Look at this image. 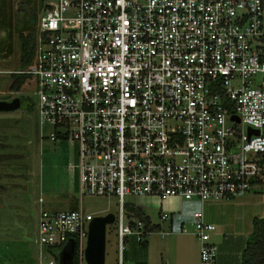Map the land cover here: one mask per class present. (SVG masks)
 Returning a JSON list of instances; mask_svg holds the SVG:
<instances>
[{
  "label": "built area",
  "instance_id": "1",
  "mask_svg": "<svg viewBox=\"0 0 264 264\" xmlns=\"http://www.w3.org/2000/svg\"><path fill=\"white\" fill-rule=\"evenodd\" d=\"M43 4L21 72L35 81L51 139L78 145L67 168L80 197L118 198L117 264L129 240L154 231L126 195L203 204L264 184V0ZM39 203L36 264H57L70 240L81 263L95 213ZM194 226L200 264H218L217 225L199 209Z\"/></svg>",
  "mask_w": 264,
  "mask_h": 264
},
{
  "label": "rangeland",
  "instance_id": "2",
  "mask_svg": "<svg viewBox=\"0 0 264 264\" xmlns=\"http://www.w3.org/2000/svg\"><path fill=\"white\" fill-rule=\"evenodd\" d=\"M22 2L30 10H18ZM41 13L40 0H0V99L20 97L22 100L19 109L0 111V264H36L41 196L48 208L56 210L78 208L82 204L96 216H117L119 212L116 196L80 197L67 168L69 161H76L78 145L51 139L54 127L41 122L40 97L34 79L28 78L18 91L10 89L12 73L21 67L20 35L32 28L36 30ZM31 14L36 17L35 23L31 21ZM248 195L255 196L254 203L243 198ZM140 197L126 195L125 201L138 204ZM262 206L264 184L232 200L205 201L199 209L202 208L205 221L215 223L219 230L223 222L233 216L245 227L252 212H259ZM147 212L154 223H161L158 208ZM116 231L115 221L106 224L105 264H117ZM184 231L180 239L192 252L199 251L194 224H187ZM147 238L156 243L159 256L160 242L156 241H162L161 235L154 232ZM132 241L126 243V249L132 248ZM80 264L89 263L84 258Z\"/></svg>",
  "mask_w": 264,
  "mask_h": 264
},
{
  "label": "crops",
  "instance_id": "3",
  "mask_svg": "<svg viewBox=\"0 0 264 264\" xmlns=\"http://www.w3.org/2000/svg\"><path fill=\"white\" fill-rule=\"evenodd\" d=\"M72 161H75V159ZM140 198V203L136 205L141 207L148 220L154 225L152 233L158 232L162 237V241H156L157 243L160 242V254L157 256L156 243L151 242L148 238L146 246H141L139 243L133 242V240L132 248L125 250L127 264L130 261L134 262V264H200L199 251L194 249V252H192L183 239H180V236L186 232L184 229L187 224H194V212L199 210L203 204L196 200L184 201L177 197H169L165 200L147 196ZM243 198L249 203H254L255 196L248 195ZM150 208L159 209L160 224L154 223L148 215L147 210ZM162 213H169L170 216L162 219ZM263 215L264 206L259 212H252L245 227H242V223L238 221L236 216L223 222L214 236V240L219 246L218 264L242 263V251L246 246L249 235L253 231V218L256 216L262 217ZM160 230L169 231V234H162ZM168 236L170 237L168 238Z\"/></svg>",
  "mask_w": 264,
  "mask_h": 264
},
{
  "label": "trees",
  "instance_id": "4",
  "mask_svg": "<svg viewBox=\"0 0 264 264\" xmlns=\"http://www.w3.org/2000/svg\"><path fill=\"white\" fill-rule=\"evenodd\" d=\"M44 0H40L41 8H43ZM18 10L26 11L30 10L29 6L22 2L18 5ZM31 21L36 22V17L34 14L30 15ZM21 52H20V62L21 67L18 71L12 73V83L10 85L11 90H20L23 84L31 77L28 73H23L28 67L35 55V49L37 44V33L35 29H31L28 33H23L20 35ZM127 208L137 216L148 221L147 216L144 214L141 207L136 204H129ZM141 246H146V241L140 244ZM74 263L80 264L78 258L74 257ZM57 264H60L59 258ZM241 264H264V215L262 217L253 218V231L249 235L246 246L242 251V263Z\"/></svg>",
  "mask_w": 264,
  "mask_h": 264
},
{
  "label": "water",
  "instance_id": "5",
  "mask_svg": "<svg viewBox=\"0 0 264 264\" xmlns=\"http://www.w3.org/2000/svg\"><path fill=\"white\" fill-rule=\"evenodd\" d=\"M22 105L20 97L13 99H0V111H10L19 109ZM239 120V119H238ZM249 136L259 134L257 128L248 127ZM113 214L96 216L90 226V234L85 258L89 264H105V244H106V224L114 221ZM76 242L70 240L65 247L59 251L60 264H75Z\"/></svg>",
  "mask_w": 264,
  "mask_h": 264
},
{
  "label": "flooded vegetation",
  "instance_id": "6",
  "mask_svg": "<svg viewBox=\"0 0 264 264\" xmlns=\"http://www.w3.org/2000/svg\"><path fill=\"white\" fill-rule=\"evenodd\" d=\"M72 160H73V159H72ZM72 160H71V161H72Z\"/></svg>",
  "mask_w": 264,
  "mask_h": 264
}]
</instances>
